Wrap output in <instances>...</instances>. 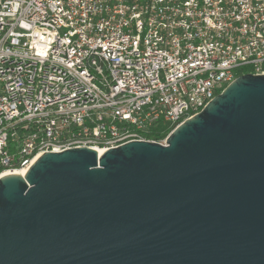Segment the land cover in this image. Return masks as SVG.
Returning a JSON list of instances; mask_svg holds the SVG:
<instances>
[{
	"label": "water",
	"instance_id": "obj_1",
	"mask_svg": "<svg viewBox=\"0 0 264 264\" xmlns=\"http://www.w3.org/2000/svg\"><path fill=\"white\" fill-rule=\"evenodd\" d=\"M0 264H264V73L164 144L45 152L1 176Z\"/></svg>",
	"mask_w": 264,
	"mask_h": 264
},
{
	"label": "built area",
	"instance_id": "obj_2",
	"mask_svg": "<svg viewBox=\"0 0 264 264\" xmlns=\"http://www.w3.org/2000/svg\"><path fill=\"white\" fill-rule=\"evenodd\" d=\"M264 73V0H0V177L177 126Z\"/></svg>",
	"mask_w": 264,
	"mask_h": 264
},
{
	"label": "trees",
	"instance_id": "obj_3",
	"mask_svg": "<svg viewBox=\"0 0 264 264\" xmlns=\"http://www.w3.org/2000/svg\"><path fill=\"white\" fill-rule=\"evenodd\" d=\"M174 128V125H164V124H159L158 127H156L155 129H153L148 135L147 137L150 139H154V140H160L163 138H166V136L170 133V131Z\"/></svg>",
	"mask_w": 264,
	"mask_h": 264
},
{
	"label": "bare ground",
	"instance_id": "obj_4",
	"mask_svg": "<svg viewBox=\"0 0 264 264\" xmlns=\"http://www.w3.org/2000/svg\"><path fill=\"white\" fill-rule=\"evenodd\" d=\"M94 149H96L99 153H101V152L104 151L102 148H98V147H95ZM25 172H26V169H23V170H21V171H14V172L6 171V172H4L2 175H7V174H11V173H17V174L24 175Z\"/></svg>",
	"mask_w": 264,
	"mask_h": 264
}]
</instances>
